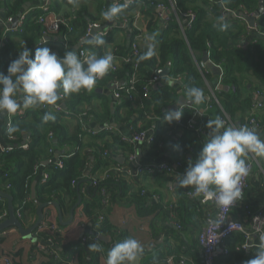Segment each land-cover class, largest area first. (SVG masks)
I'll list each match as a JSON object with an SVG mask.
<instances>
[{
	"label": "trees",
	"instance_id": "1",
	"mask_svg": "<svg viewBox=\"0 0 264 264\" xmlns=\"http://www.w3.org/2000/svg\"><path fill=\"white\" fill-rule=\"evenodd\" d=\"M31 1L0 0V40L4 35L7 37L0 50V73L7 74L10 62L18 57L19 51H23L24 47L31 50L33 57L35 50L39 47H49L59 56H63L65 51L77 52L80 47L75 48V46L84 40L88 24L90 22L102 23L104 20L105 9L101 0H98L94 9L81 3L74 11L66 13H62V5L58 0H50V4H47L48 11H44L41 6L23 10L24 5ZM260 1L225 0L224 6L221 7V0H176L179 11L192 10L196 14V21L191 27L186 28V36L180 32L173 15L167 24L165 22L162 24L157 18V5L160 2L168 4V0H136L137 4L124 7L116 17V21L121 24L125 18L130 20L126 25L129 32L128 37L123 42L112 46L110 33L108 35L110 38L104 37L110 47L107 44L100 47L89 44L90 49L98 56L114 53L117 58L128 57L138 33L133 29V20L135 19L133 11H141V7L144 12L143 25L148 36L139 42V59L147 53V45L153 42L149 40L152 35L155 36L154 55L144 60L140 59L139 67L136 70L137 82L130 93L127 91V82L135 71L134 63L132 60L128 62L117 60L118 69L109 72L102 80H98L91 92L81 90L79 93L67 96L62 91L60 92L64 96L67 107L75 112L74 115L64 116L55 112L53 105H46L45 113L51 112L55 116L54 120L44 122L42 117L45 113L40 115L36 108L19 111L13 116L11 126H14L16 131L9 134L4 127L2 138H0V147L1 144L4 146L3 149H0V195L2 196L0 198V217L8 212L7 199L2 195L8 194L12 197L15 214L20 212V216H16L18 220L24 228L32 226L37 220V204L32 198V186L36 182V198L40 203L56 201L62 215L67 216L81 200L83 215L92 221L95 234H114V244L128 238L125 230L119 234L115 233L114 225L107 215L108 210L116 205L126 204L135 207L140 215L157 211L162 208V205L154 202V196L157 194L149 190L144 185V181L152 176H161L165 179L172 175L166 172L145 173L140 180H134L124 171L112 170L106 173L116 165L126 167L125 164L118 165L116 157L119 154V148L128 144L129 141L122 139L114 132L100 130L98 134H93L86 131L82 122L93 117V113L91 110L82 109L84 103L89 102L92 96L97 95V89L124 80V83L115 89V92H119L122 97L123 102L120 104V108L126 106L129 109L128 116L122 121L129 122L133 131L152 130L155 141L145 145L147 152L151 154L161 151L168 145V139L179 131L181 135L177 141L176 152L183 159L178 158L177 161H185V156L190 154L191 160L194 162L201 151L202 144L207 140V123L204 120L194 121L195 108L185 106L182 107L184 114L180 122L173 121L171 124L168 123L165 129H161L160 120L164 116V112L178 100L179 95L174 88L169 86L157 90L152 89L154 78L158 77L156 70L164 68L168 62H171L168 77L179 80L186 99H189L188 90L190 88L197 87L204 94L206 84L215 79L219 85L215 88L216 95L211 99V104L216 105L219 109L222 108L220 110L221 119L227 118L233 124H243L257 101L256 93L263 94L264 43L258 41L244 46L241 41L246 35V30L240 23L242 19H234V22L229 24L225 31H220L216 27V19L222 14L225 15L224 9L253 13ZM23 13L26 14L21 30L6 31L9 17L18 18ZM46 13H54L64 18L67 20L68 26H61L58 33L49 34L50 38L43 42L42 40L46 36L44 35L45 26L40 22V17ZM258 30L264 33V11L259 15ZM114 31L112 30V34ZM65 38L68 41L67 46L64 42ZM110 48L114 49L109 51ZM204 56H207L213 65L220 67V75H214L207 66L204 68L198 66V63L203 62ZM254 78L259 83L255 82ZM146 87L150 88L147 96L144 94ZM140 102H142V106ZM133 104L139 105L138 109L133 107ZM148 108L151 109L148 120L150 124L141 127L137 124V120L132 118L133 113L137 114V118H141L144 114L146 115L145 112ZM136 110L137 113H135ZM261 111L263 113H260ZM261 111L257 113L259 121L257 131L264 135V110ZM102 113H96V116L105 120L110 118L111 111L107 104L102 107ZM116 117L118 118V114ZM69 121H75L78 125L75 132L70 131ZM200 127L205 132H199ZM25 136L27 137L25 138ZM85 136H90L95 140L85 143ZM108 137L110 140H107ZM23 143H28L27 149L22 148ZM58 161H62V167ZM258 161L261 169L264 170V158L258 157ZM46 173L48 178L43 181ZM102 189L105 190V194L101 193ZM187 197L189 198L188 195ZM190 199L191 206L196 211V203H200L191 197ZM243 206L244 204H239L232 214L235 216L242 214ZM165 210L168 211L169 217L176 227L182 228V217L178 213L176 204L165 206ZM49 216L48 209L44 220L49 219ZM33 233L36 238L41 240V244H47L48 238L53 239L54 249L59 257L55 258L48 252L47 264H65V259L83 264L81 244L67 247L66 251L70 253L67 254V258L61 254L58 248L59 231L53 233L49 229H43ZM8 235H4L3 231H0V243L8 239ZM244 241L242 233H235L228 239L226 242L228 254H221L219 263L247 264V261L255 258L259 246L242 250L241 244ZM98 244L97 263L99 264L102 259L103 242L99 239ZM36 250L37 252L44 251L38 250L37 247ZM0 252L3 256L8 257L12 264H20L17 261L18 253L10 250H1ZM184 253L185 251L179 245L168 247L163 255L149 259L145 264H166L171 256L176 260L185 258L188 262L200 261L198 250H190V258H187Z\"/></svg>",
	"mask_w": 264,
	"mask_h": 264
},
{
	"label": "crops",
	"instance_id": "2",
	"mask_svg": "<svg viewBox=\"0 0 264 264\" xmlns=\"http://www.w3.org/2000/svg\"><path fill=\"white\" fill-rule=\"evenodd\" d=\"M58 1L62 5V11H63L62 13L74 11V9L80 6L81 3L87 5L90 9H94L95 4H97L98 2V0H73V2L71 3L69 2V0H58ZM101 1H103V5H104L103 8L107 10L114 2L123 4L122 2L126 0H101ZM261 1H262V12H263L264 0ZM261 1L255 11L259 9ZM28 3L30 4L28 8L38 7V6L43 7L46 4H50V0H32L31 2H27L26 4ZM140 9L141 11L136 10L133 12L136 13L137 11H139L141 13L142 17L138 21V23L140 24L141 29L146 33L147 31L145 29V26L143 25L144 12L141 7ZM23 10L26 9H24L23 7ZM238 12H243L246 16L249 17L254 16L255 14L254 12L248 14L245 13L243 10L231 11L225 13V15L227 16L228 24L234 22V19L236 20L242 19L240 20V23L245 28L246 35L243 37L241 44L247 46L252 43H257L258 41L264 43V33L258 30L259 16L256 17L254 27H251L249 25V22L245 18L238 16ZM48 17L52 19L51 15H48ZM100 24L101 27H103V29L111 28L110 31L111 34H112V30H115L112 36L110 33H109L110 35L108 34L111 37L110 41H112L111 42L112 46L116 45V43L123 42V40L129 35L127 26L122 27L123 24L117 23L116 18H114V20L112 21H106L104 19ZM49 38L50 37L48 35V38L46 39ZM83 39L84 40H82L78 45H76L75 48H79V47L91 48V46H89L88 44V41H86L87 39L86 38ZM143 39L145 38H141L140 41ZM105 44H107L110 47V44L108 43ZM112 49L110 48L109 51H111ZM218 68L220 69V67ZM210 70L214 75L216 76L218 75L215 74V72L212 69ZM158 77L159 79L153 82L152 89L157 90L162 87L169 86L174 88L179 96L183 95L182 86L179 80L170 79L168 76L167 77L158 76ZM170 80L173 81V85L172 84L169 85L168 81ZM254 81L259 83V81L255 78ZM123 83L124 80H121L119 82V84H123ZM218 85L219 82H217L215 79H213L211 83H207L206 87H204L205 92L203 94L204 95L203 101L200 103H193L192 106H190L195 108V112L193 115L194 121L204 120V122L207 123L208 120H214L217 118L221 119L220 116L221 109H219L216 105L211 104V99L214 98V96L216 95L215 88H217ZM115 89H116L115 83L112 84L110 83L105 87L97 89L96 90L97 95L92 96L89 102L84 103L83 105L84 108L82 109L91 110V112L93 113V117H90L87 121L84 122V129L86 131L100 132V130H103V132H107L105 131L104 127L106 126L107 123L109 124L111 123L109 125L111 127V130L108 129V132H114L122 139L124 140L126 139L129 141L131 137L130 123L127 121H122V119H126V117L128 116L129 109L126 106L120 108L121 103H119V101L115 98V93H116ZM262 90H263V94L256 93V96L258 95L259 100L257 97L256 98L257 101H260V98H262L260 102L264 103V89ZM178 100L175 103H178ZM175 103L169 106L167 110L170 109L172 106H174ZM104 104H107L111 111V116L107 120H105L102 117L99 118L98 116H96V113L99 112L103 114L102 107L104 106ZM140 105L142 106V102H140ZM185 106L188 107L189 105H184V106L182 105L181 108ZM133 107H137L136 109H138L139 105L133 104ZM45 108L46 105L38 107L36 108V110L40 115H42L45 113L44 111ZM24 110L25 109H21L19 111H24ZM150 110L151 109L148 108L147 111L145 112L146 115L144 114V116L141 118L140 117L137 118V114L133 113L132 118L137 120V124L139 126L141 127L148 126L150 124L148 122V120L150 119L149 116L151 115ZM261 110H259V112ZM135 113H137V110L135 111ZM260 113L263 112L261 111ZM15 114H11V115L0 114V138H2V130L10 121H12V118ZM116 114H118V118L116 117ZM160 122H161L160 123L161 129L162 130L165 129L168 123L163 121V119H161ZM69 124H70V131L75 132L78 127L76 122L69 121ZM226 125L240 126L238 124H233L231 121H229V123H227ZM180 135L181 133L179 131L174 133V135H172V137L168 139V145L166 147L161 149V151L159 152L151 153V154L147 152L145 145H142L140 143H133L129 141L128 144L119 148V152H118L119 154H117L116 157L117 162L118 164L130 165L131 167H135L147 163L166 162L169 163L178 173H180V175H183L188 166V161L189 159H191V156L190 154H188L187 156H185L186 157L184 159L185 161L181 160L183 161L182 166H176V163L178 162L177 160H179L178 158H182L176 152L177 141ZM94 140L95 139L90 136L84 137L85 143L93 142ZM107 140H110V138L108 137ZM2 145L3 144H1V148L3 149L4 146ZM131 153L134 155V161L132 162L129 160V156L132 155ZM118 158H123V162L121 163V161H119ZM144 185L149 190L154 191L157 194V196H154V202L158 203L159 205H162V208H159L157 211L147 215H140L136 211V208L130 205L119 204L112 207L111 209L108 210L107 215L111 223L114 225L115 233L119 234L122 230H125L126 231L125 234H127L128 237L136 238L145 246V252L141 257L139 264H145V262L148 261L149 259H153L160 255H163L165 251L168 249V247H174V246L177 247L178 245L181 246L183 251H185L184 254L186 255L187 258H190V254H191L190 250L192 251L195 249L198 250L200 253L199 259L201 260L202 248L199 246L198 243V235L205 226V218H203V215L207 213L210 214V211L214 212L216 210V206L213 203H208L207 205L205 204L200 205L196 203V211H194L191 206V201H190L191 199L190 197L189 198L187 197V193H186L190 189V187L179 188L175 186L176 174L175 177L171 176L169 178L166 177L165 179L161 176L149 177L144 181ZM246 200L250 202L253 208L264 207V174L262 173L261 168H258V166H256L251 173L250 185L246 192ZM170 204H176L178 208V213L182 217L181 218V221L183 223L182 228L176 227L174 222L170 219L168 211L165 210V206ZM48 209L50 215L49 221L51 223H56L59 228L58 248L61 254L67 257L68 256L67 254H70L67 253L66 251L67 247L81 244V246L83 247V252H82L83 264H98L97 263L98 248H93L91 247V245L95 244L99 246V244L90 241L87 243L83 242V238L85 236H93L95 234V227L90 219L84 217L82 212V204L80 203L77 206V208L75 209L74 220L67 226H63L61 224L60 214L62 216V220L64 221L69 220L70 215L63 216L62 212L59 209V206H55L51 204L43 210L44 217ZM36 215H37V211H36ZM211 215L213 216V213ZM30 227L31 226L25 228L28 229ZM105 235L111 236L112 241L110 242V244L102 241L103 246L101 251V257L102 255L105 257L107 256V251L112 247V245L114 244L113 241L115 239L114 234H105ZM33 237L35 238V236ZM253 242L255 245L259 246L264 241H260L254 238ZM36 245H37V240L33 241L29 238H24L18 231H11L8 235V239L0 243V251L10 250L16 254L18 253L17 261L20 264H47L49 253L45 250L43 252H39V251L37 252Z\"/></svg>",
	"mask_w": 264,
	"mask_h": 264
},
{
	"label": "clouds",
	"instance_id": "3",
	"mask_svg": "<svg viewBox=\"0 0 264 264\" xmlns=\"http://www.w3.org/2000/svg\"><path fill=\"white\" fill-rule=\"evenodd\" d=\"M224 3L225 0H221L220 6ZM125 6L114 2L103 12L104 19L114 20ZM216 27L220 31L228 29L226 15L217 17ZM149 40L153 42L147 45V53L140 57L141 60L154 55L155 36H150ZM105 43L103 35H93L88 40V44L97 47ZM113 61L110 53L102 56L93 53L81 59L74 51H65L63 56H58L49 47L37 48L33 57L31 50L24 47L10 62L7 74L0 73V114L11 115L21 109L55 105L61 91L66 96L81 90L91 92L98 80L114 70ZM168 83L171 85L173 81ZM188 98L190 103H200L204 99L203 91L190 88ZM175 104L176 107L165 111L162 117L169 124L179 121L184 114L181 104ZM42 119L47 122L55 116L48 112ZM206 127L208 139L195 161L189 159L184 174H176L175 186L190 187L195 198L212 199L219 207H232L241 195L240 181L250 171L247 158L250 155L264 158V136L254 127L226 125L220 118L208 120ZM15 131L14 126L8 128L9 134ZM91 247L98 248V245ZM144 252L145 246L139 240L128 237L107 251L105 264H139ZM247 264H264V242L259 245L255 258Z\"/></svg>",
	"mask_w": 264,
	"mask_h": 264
},
{
	"label": "built area",
	"instance_id": "4",
	"mask_svg": "<svg viewBox=\"0 0 264 264\" xmlns=\"http://www.w3.org/2000/svg\"><path fill=\"white\" fill-rule=\"evenodd\" d=\"M211 1V0H210ZM216 1V0H215ZM168 4H165L164 2H160L157 5V18L160 19L163 23L165 22L166 24L168 21L171 19V15L174 16L175 21L178 25V28L182 35L186 36V28H189L192 26V24L196 21V14L192 11H186L182 12L177 9V2L176 0H168ZM126 6L130 5H135L136 0H126L122 2ZM125 6V7H126ZM44 11H48V6L47 4L43 6ZM225 13L231 12L228 11V9H224ZM25 14L23 13L20 17H18V22L15 28H8V25L12 24V21L14 18L9 17L7 20V25H6V31H20L23 25V22L25 20ZM48 15L52 16V19L48 17ZM142 15L139 11L135 13V19L133 20V29L134 31H137L138 33L136 34L135 41L132 43V49L130 52V55L128 57H116L114 53H110L114 57V70L116 71L118 69V62L117 60H125V61H130L134 63V69L135 71L133 72L131 78L128 80V88L127 91L130 93L131 89H133L135 83L137 82V74L136 70L139 67L140 64V59H139V54H140V46L139 42L141 38H147L148 34L147 32L145 33L141 27L138 21L141 19ZM130 20L125 18L122 22L123 25H127ZM40 22L44 24L45 26V31L44 35L48 36L49 34H56L59 32L61 29V26L67 25V20L64 18H61L60 16L55 15L54 13H46V15L40 17ZM96 28H101V24L99 22H90L88 24L86 33H85V38L88 39L89 37L93 36V31ZM71 30V28H70ZM111 31V28L107 29H102L101 31H97L95 35H103L106 37ZM46 36L43 38V42H45ZM7 40L6 35H4L1 40H0V50L1 47L3 46L4 42ZM65 45L67 46V39H64ZM81 59H84L90 54H93V50L90 48H80L76 52ZM59 56V55H58ZM1 57V53H0ZM198 66L200 68H204L207 66L206 62H200L198 63ZM111 72V71H110ZM104 78V77H103ZM102 78V79H103ZM100 79V80H102ZM159 77H155L154 81H157ZM116 88H119L121 84L115 83ZM149 87L145 88V96L148 95L149 92ZM259 94V93H257ZM59 99L56 102L55 105H53V110L55 112L61 113L64 116H72L74 115V111L72 109H69L66 105V107L63 106V103H65V99L63 94H59ZM115 98L117 100L122 101L121 94L119 92L115 93ZM215 98V96H214ZM45 106V105H44ZM264 108V103L260 101H256L255 104L253 105V108L246 119V121L241 124L246 125L249 128H255L258 130L259 128V121L257 117V113L259 110ZM222 109V108H221ZM223 111V110H222ZM225 114V112L223 111ZM85 114V113H84ZM222 120L225 121V123H229V119L222 118ZM180 122V120L178 121ZM12 121H10L5 127L8 130V128L11 126ZM84 125V122H82ZM105 131L108 132V129L111 130L110 126L104 127ZM131 130V137H130V142L133 143H140L142 145H149L155 141V136L153 135L152 131L149 130H142V131H136V130ZM199 132H205L202 127H200ZM93 134H98V131H89ZM128 141V140H127ZM22 148L27 149L28 148V143H23ZM1 149V147H0ZM129 160L132 162L134 161V155L129 156ZM58 164L60 167H62V161H58ZM118 165H123V164H118ZM176 166H182V162L178 161L176 163ZM247 166L249 168V174L245 177H243L240 181V189H241V195L239 198V201H237L232 207H219L217 206L212 199H207V198H195L193 194V190L190 188L187 191V195L191 197L192 199L197 200L201 205L205 204L207 205L208 203H213L216 206V210L214 212L210 211V214H205V226L203 230L200 232L198 235V243L199 246L202 248V259L199 262H188L185 258L181 259H174L173 256L169 257L166 264H221L219 263V257L221 254H228V248L226 247V242L228 239H230L235 233H242L245 241L241 244V249L242 250H248L250 248H254L256 245L254 244L253 240L254 238L264 241V207L261 208H253L252 205L247 202L246 200V192L247 189L249 188V182H250V177L251 173L254 170L256 166L258 168L260 167L258 157L255 155H250L249 158L247 159ZM112 170H117V171H124L126 174L133 178L134 180H140L142 176L145 173H163L166 172L173 177H175V174H180L178 173L169 163L166 162H160V163H147L143 165H138L135 167H131L130 165H126V167H120V166H114L111 167L109 170L106 171V173L111 172ZM262 170V173L264 174V170ZM108 175V174H107ZM106 175V176H107ZM48 178V174H44L43 181H45ZM102 194H105V190H101ZM0 198L2 196L0 195ZM107 203V201H105ZM239 204H244L243 206V213L240 214L239 216H235L232 214V211L239 205ZM213 213V216L211 215ZM17 217L20 216V212L18 211L17 214H15ZM9 217V212H5L2 217H0V223L6 220ZM43 229H49L51 232H58L59 228L56 223H51L49 219L46 221L43 219L42 223L37 227L36 230L34 231H41ZM11 231H17L15 227H10L7 229L3 230L4 235H8ZM34 234V233H33ZM99 235L100 233H97L93 236H85L83 238V242H94L98 244L99 241ZM34 236V235H33ZM37 240V249L38 250H45L49 252L50 254L54 255L55 258H58L59 255L56 253L53 243L52 238H48L47 244H41V240L39 238H36ZM113 246V245H112ZM106 257L102 256V259L99 264H105ZM65 264H77L74 261L70 259H65L64 260ZM0 264H12L11 260L3 256L2 253L0 252Z\"/></svg>",
	"mask_w": 264,
	"mask_h": 264
},
{
	"label": "water",
	"instance_id": "5",
	"mask_svg": "<svg viewBox=\"0 0 264 264\" xmlns=\"http://www.w3.org/2000/svg\"><path fill=\"white\" fill-rule=\"evenodd\" d=\"M30 6V4H26L24 6V9H27L28 7ZM262 12V1H261V4L259 6V9L257 11L254 12V16H246L243 12H238V16L239 17H243L245 18L248 22H249V25L251 27H254L255 25V21H256V17H258L260 15V13ZM17 22H18V18H14V20L12 21V24L11 25H8V28L11 29V28H15L16 25H17ZM123 26H126V25H123ZM103 29V27L101 28H96L94 31H93V35L96 34L97 31H101ZM92 37V36H91ZM91 37H89L86 41L90 40ZM48 38V36L46 37ZM203 61L207 63V68H210L212 69L215 74H220L221 73V70L218 68V67H214V65L208 60V57L207 56H204L203 58ZM170 65H171V62H168L167 63V66H165L164 68L162 69H158L156 71V73L158 74V76H161V77H167L169 75V71H170ZM173 85V83H172ZM258 98V95L256 96ZM256 98V100H257ZM259 100V98H258ZM262 100V98H260V101ZM119 103H122L123 101L121 100H118ZM183 102V103H181ZM178 103L181 104V106L183 105H189V106H192L193 103H190L188 102V100L183 96V95H180L179 96V100H178ZM63 106L66 107V104L63 103ZM176 107V104L174 106H172L170 109H173ZM6 115V114H4ZM111 124V123H110ZM109 123L106 124L105 127L109 126L110 125ZM27 136H25L26 138ZM57 153H59L57 151ZM119 161H121V163L123 162V158H118ZM35 185H36V182L33 184L32 186V198L34 199L35 203L37 204V220L36 222L28 229L24 228V226L22 225V223L18 220V218L16 217L15 215V212H14V206H13V202H12V197L8 194H2L4 198L7 199V207H8V212H9V217L4 220L3 222L0 223V231H3L4 229H7V228H10V227H15L17 229V231L24 237V238H29L33 241H35L36 239L33 237V232L34 230L37 229V227L42 223L43 219H44V212L43 210L48 207L49 205H55V206H58L57 202L56 201H51V202H47V203H40L37 198H36V192H35ZM81 203V200L78 201V204L76 205V207ZM72 208L71 210V213H70V218L69 220L67 221H64L62 220V216L60 214V220H61V224L63 226H67L69 225L73 220H74V217H75V208ZM99 239L101 241H104L108 244H110V242L112 241L111 239V236L109 235H103V234H100L99 235Z\"/></svg>",
	"mask_w": 264,
	"mask_h": 264
}]
</instances>
